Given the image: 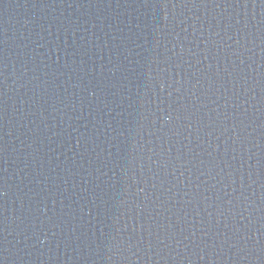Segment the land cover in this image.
Returning <instances> with one entry per match:
<instances>
[{"label": "water", "instance_id": "obj_1", "mask_svg": "<svg viewBox=\"0 0 264 264\" xmlns=\"http://www.w3.org/2000/svg\"><path fill=\"white\" fill-rule=\"evenodd\" d=\"M0 264H264V0H0Z\"/></svg>", "mask_w": 264, "mask_h": 264}]
</instances>
